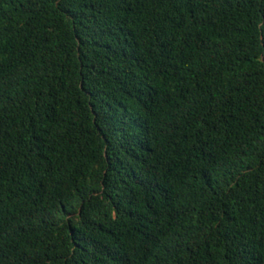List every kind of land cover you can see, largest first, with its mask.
Listing matches in <instances>:
<instances>
[{
    "label": "trees",
    "instance_id": "trees-1",
    "mask_svg": "<svg viewBox=\"0 0 264 264\" xmlns=\"http://www.w3.org/2000/svg\"><path fill=\"white\" fill-rule=\"evenodd\" d=\"M0 264H264V0H0Z\"/></svg>",
    "mask_w": 264,
    "mask_h": 264
}]
</instances>
